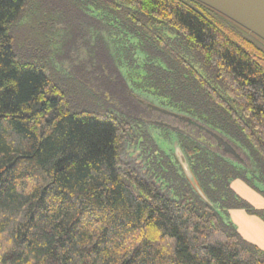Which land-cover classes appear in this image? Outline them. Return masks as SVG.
<instances>
[{"label":"trees","instance_id":"16d2710c","mask_svg":"<svg viewBox=\"0 0 264 264\" xmlns=\"http://www.w3.org/2000/svg\"><path fill=\"white\" fill-rule=\"evenodd\" d=\"M42 1L50 4L0 0V264H264V251L216 209L217 202L237 208L241 198L222 182L209 191L214 182L198 169L202 160L233 164L184 146L180 137L195 141L182 133L178 144L208 201L176 157L170 162L184 194L181 201L164 195L121 158L139 123L74 111L45 66L18 56L15 28ZM88 1L139 37L125 39L133 60L142 43L162 51L170 67L157 63L160 72L172 70L177 86L189 83L264 164V41L195 0ZM128 78L139 91H160L148 74L143 82ZM175 88L157 94L162 106L219 132L222 124L197 108L170 102Z\"/></svg>","mask_w":264,"mask_h":264},{"label":"rangeland","instance_id":"374dc122","mask_svg":"<svg viewBox=\"0 0 264 264\" xmlns=\"http://www.w3.org/2000/svg\"><path fill=\"white\" fill-rule=\"evenodd\" d=\"M47 1L50 4L45 5L46 7L43 6V1L40 5L36 2L37 5L16 26L18 56L22 60L45 66L48 75L64 89L74 111H110L129 124L132 122L133 125L135 121L141 124L144 131L140 133L145 136L143 143H138L137 134L132 132L125 141L121 158L145 180L155 184L161 193L178 201H181L184 194V186L180 185L181 179L175 168L173 169L169 156L164 153L172 154L170 148L176 147L177 139H172L174 135H170L178 129L185 136L188 134L194 138L195 142H192L187 137H180L184 146L210 149L216 156L233 164L220 169L216 163L202 160L203 164L198 168L209 182H214L209 183V191H213L216 186L220 188L222 182L228 184L243 202L237 208L228 209L222 208L223 202H217L216 209L220 217L229 221L231 213L228 212L239 210L264 221V208H257L235 190V187H247L264 199V164L239 137L238 132L232 126L221 122L206 102L199 99L196 92L191 91L189 83L177 86L178 79L172 74V70L168 74L160 72L157 63L169 68L164 63L168 62V57L155 47L142 43L139 46L142 51L138 53V59L133 60L132 52L135 47H131L125 39L129 37L139 41V37L125 26L119 25L107 10L97 9L88 0ZM147 74L152 76L153 85L160 91L156 89L147 93L133 88L128 77L138 83L140 80H148H142ZM166 77L170 78L168 82ZM174 87L177 88L172 93L170 102L184 107L182 111L190 107L194 111L198 109L202 112V119H211L213 123L222 124L220 129L217 128L218 133L234 147L243 163L223 149L209 145L215 144L216 140L207 132V129L215 132L208 122L197 119L201 127L192 126L188 121H182L174 115L170 109L164 110L162 105L165 104H162V100L158 98L160 95L157 94L169 88L173 90ZM186 113L183 114L191 116ZM152 124L168 127L163 136L164 140H157V129ZM198 157L204 155L197 153ZM162 167L167 168L168 172L163 173L160 169Z\"/></svg>","mask_w":264,"mask_h":264},{"label":"water","instance_id":"95a60500","mask_svg":"<svg viewBox=\"0 0 264 264\" xmlns=\"http://www.w3.org/2000/svg\"><path fill=\"white\" fill-rule=\"evenodd\" d=\"M204 4L205 6L215 10L226 18L230 19L234 23L238 24L242 28L249 31L251 34H254L262 41H264V0H195ZM178 116L182 121H188L192 125H197L195 119L181 114L173 113ZM207 132L212 134L219 143V146L223 147V150L226 153L232 154L234 157H239L238 153L235 151L234 147L219 133H215L210 129H207ZM174 154L177 158L178 163L180 164L185 176L197 191V193L204 198L206 201L205 194L199 186L198 181L196 180L187 157L183 152L182 148L177 142L176 147H174Z\"/></svg>","mask_w":264,"mask_h":264},{"label":"crops","instance_id":"0c3cea01","mask_svg":"<svg viewBox=\"0 0 264 264\" xmlns=\"http://www.w3.org/2000/svg\"><path fill=\"white\" fill-rule=\"evenodd\" d=\"M235 190L245 200H249L250 203L257 208H264V199L255 194L252 190L247 187H235ZM228 213H231L228 220L233 224L238 233L245 240L264 250V221L257 217L254 218L244 211L235 210L233 212L232 210Z\"/></svg>","mask_w":264,"mask_h":264},{"label":"flooded vegetation","instance_id":"af4514ba","mask_svg":"<svg viewBox=\"0 0 264 264\" xmlns=\"http://www.w3.org/2000/svg\"><path fill=\"white\" fill-rule=\"evenodd\" d=\"M166 109H168V108H165L164 110H166ZM167 111V110H166ZM169 111H171L172 112V110H169ZM174 113H176L175 111H173ZM140 126L139 127H137L136 128V130H134V132L137 134V136L138 135H140V136H142V138L140 139V141L139 140H137L136 139V141L138 142V143H143V141H144V138H145V136L143 135V134H141L142 133V131H144V129H143V127H142V125L141 124H139ZM154 129H157V140L158 141H161V139L162 140H164V138H163V136L165 135V132L168 130V127L167 126H162V125H155V124H152L151 125ZM192 126H194V125H192ZM140 130V131H139ZM173 131V130H172ZM176 133H171V135L170 136H173L172 137V139H177V142H179V135L180 134H182V133H184V132H182V131H178V129L177 130H174ZM215 131V130H214ZM141 132V133H140ZM215 132H217V131H215ZM218 133V132H217ZM220 134V133H219ZM212 135V134H211ZM221 135V134H220ZM223 136V135H222ZM212 137L216 140V138L212 135ZM224 137V136H223ZM225 138V137H224ZM211 147H215V148H220V149H223V147L222 146H219V143H218V141L216 140L215 141V144H209ZM173 147H171L170 148V151H172L171 153V155H169L168 153H166V152H164L166 155H167V157L170 159V160H172V161H174L175 162V156H174V153H173ZM236 158V157H235ZM237 159L238 160H240V162L241 163H243V161L240 159V157H237ZM176 163V162H175ZM161 169V168H160ZM168 170V169H167ZM161 171L163 172V170L161 169ZM164 173V172H163Z\"/></svg>","mask_w":264,"mask_h":264}]
</instances>
